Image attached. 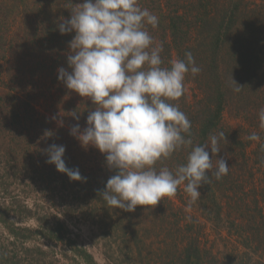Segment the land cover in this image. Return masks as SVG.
I'll use <instances>...</instances> for the list:
<instances>
[{"label": "trees", "instance_id": "obj_1", "mask_svg": "<svg viewBox=\"0 0 264 264\" xmlns=\"http://www.w3.org/2000/svg\"><path fill=\"white\" fill-rule=\"evenodd\" d=\"M83 2L0 0V151L8 156L5 163L17 166V180L25 176L31 184L43 185L48 191L77 195L79 204L91 210L86 218L103 225L104 218L116 221L117 212L123 211L108 206L99 196L115 170L108 168L105 155L97 148L83 147L70 134L77 123L81 131L87 126V115L95 106L58 79V69H68L69 42L75 35L74 31L62 35L58 25ZM139 4L159 18L158 27L147 26V30L154 44L163 45L162 66L170 67L171 61L185 59V52L190 51L201 68L195 76L186 74L184 81L195 85V99H189L185 90L179 100L169 102L177 104L191 121L193 145L208 143L210 135L225 134L226 139L219 140L218 154L212 157L210 147L206 150L214 165L217 158L227 161L229 174L219 181L213 176L209 184H202L198 189L199 207L213 213V221L226 217L244 239L243 246L251 251L245 254L248 259L240 256L237 260L234 251L230 258L221 256L215 253L214 245L202 242V229H188L178 243L172 240V254L157 256L155 264H245L251 255L252 264H264L263 259L258 260L264 258V129L259 127L258 119L259 110L264 108V22L249 20L258 7H251L245 0H139ZM232 78L242 87L239 92L233 91L236 85ZM259 89L263 91L260 97L255 93ZM40 101L44 102L45 112L36 108ZM73 111L80 117L78 121L72 117ZM226 112L241 118L248 127L226 126L222 122ZM253 132L260 135L259 143L247 139ZM52 144L65 146L66 166L79 169L86 181H72L46 162L45 150ZM253 144L255 148L249 155L247 149ZM189 151H176L158 162L156 168L175 171L178 165L186 164ZM179 192L182 196L184 185L178 187ZM164 200L174 204L169 197ZM158 206L164 210L160 202L153 207ZM0 222L4 223L2 217ZM63 226L57 221L49 227L52 240L66 242ZM5 227L14 237L31 239L27 228V234H19L11 225ZM180 234L178 229V237ZM79 254L87 264H99L87 251ZM117 260L112 255L107 261L115 264ZM0 264L5 263L0 259Z\"/></svg>", "mask_w": 264, "mask_h": 264}, {"label": "clouds", "instance_id": "obj_2", "mask_svg": "<svg viewBox=\"0 0 264 264\" xmlns=\"http://www.w3.org/2000/svg\"><path fill=\"white\" fill-rule=\"evenodd\" d=\"M71 13L58 25L62 35L75 32L69 42L68 69L60 67L58 79L95 106L87 115V126L81 131L77 123L70 134L83 147L97 148L108 168L115 170L99 196L113 209L134 212L137 206H156L164 197H174L184 185L191 209L201 196L202 184H209L213 176L219 181L231 168L224 158H217L214 165L206 150L210 147L212 157L218 154L225 134L210 135L208 143L193 145L191 121L169 102L184 95L186 74L201 71L192 53L185 52V59L163 67V45L154 44L147 30V26L157 28L159 18L141 8L139 0H84ZM232 83L233 91L239 92L242 87L233 78ZM71 115L80 118L76 111ZM258 119L264 129V108ZM59 123L63 126L62 120ZM247 139L259 143L261 137L253 132ZM182 148H190L186 164L175 171L156 168ZM65 150L63 145H50L46 162L72 181H86L79 169L66 166Z\"/></svg>", "mask_w": 264, "mask_h": 264}, {"label": "rangeland", "instance_id": "obj_3", "mask_svg": "<svg viewBox=\"0 0 264 264\" xmlns=\"http://www.w3.org/2000/svg\"><path fill=\"white\" fill-rule=\"evenodd\" d=\"M245 1L251 7H258L249 20L264 22V0ZM184 87L193 101L197 93L195 85L185 82ZM255 93L262 95L263 91L259 89ZM36 108L40 112L46 110L43 101L37 102ZM222 122L233 129L248 127L241 118L232 117L228 112L223 114ZM254 148L255 144L248 147L247 153L250 155ZM7 158L0 151V217L4 220V223L0 222L1 263L87 264L79 254L85 250L99 264H110L107 260L112 255L118 259L115 264H127L131 257L133 259L129 264H155L157 256L165 258L172 254V240L178 243L188 229L193 232L202 229V242L214 245L215 253L221 256L230 258L231 251H234L237 260L240 256L248 259L245 254L251 252L243 246L244 239L238 236L235 226L226 217L213 221L215 215L199 207L198 201L189 209L190 197L185 191L182 196L179 192L181 200L178 193V199L177 195L169 198L174 204L164 200L167 197L163 198L160 204L164 210L160 206L158 209L137 206L134 212H130L131 221L129 212L124 210L117 212L116 221L107 216L104 223L102 221L107 227L105 229L101 222H91L86 218L91 210L83 203L79 204L77 195H70L68 191H48L43 185L31 184L32 180L25 176L17 180V166L5 163ZM13 172L15 175H12ZM57 221L64 225L65 243L52 240L49 227L52 224L55 226ZM5 225H11L19 234H27L25 228L29 229L31 239L21 240L12 236ZM178 229L181 230L179 237ZM252 256L245 264H252ZM261 259L264 260L260 257L258 260Z\"/></svg>", "mask_w": 264, "mask_h": 264}]
</instances>
